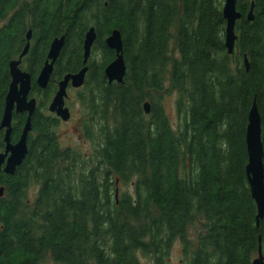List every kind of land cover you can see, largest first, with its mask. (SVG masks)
Returning <instances> with one entry per match:
<instances>
[{
    "label": "trees",
    "instance_id": "obj_1",
    "mask_svg": "<svg viewBox=\"0 0 264 264\" xmlns=\"http://www.w3.org/2000/svg\"><path fill=\"white\" fill-rule=\"evenodd\" d=\"M224 2L0 0V121L9 62L29 30L20 69L36 100L27 155L13 176L0 173V264H169L175 243L181 264H252L264 216L257 225L245 133L255 103L264 153V0H236L231 55ZM91 27L96 39L77 91L80 134L91 144L84 153L60 143L61 121L48 107L62 78L83 68ZM114 29L126 66L120 84L104 75ZM63 35L42 90L36 78ZM166 85L176 94L175 128L163 107ZM25 120L12 116V143ZM3 139L0 130V152Z\"/></svg>",
    "mask_w": 264,
    "mask_h": 264
},
{
    "label": "water",
    "instance_id": "obj_2",
    "mask_svg": "<svg viewBox=\"0 0 264 264\" xmlns=\"http://www.w3.org/2000/svg\"><path fill=\"white\" fill-rule=\"evenodd\" d=\"M236 0H225L222 14L226 21L224 46L229 55L232 54L236 36L234 27L237 20L240 19V14L235 8ZM254 3L250 5V10L247 14V21L253 20ZM31 32L26 35V44L19 54L17 59L9 62L10 83L7 94L4 99V109L0 121V130H4V150L0 152V173L13 176L16 169L23 163L27 152V138L31 132V118L36 110L35 98H30L31 91V77L30 75L20 69L22 59L26 56L30 46ZM96 34L93 27L89 28L84 37L83 42V68L75 74H66L58 83V89L55 93L48 110L55 114L57 118L65 122L70 119V112L65 107V98H67L68 86L78 89L84 85L87 73V62L90 57L91 48L95 42ZM65 35L60 38H55L49 46L46 61L41 68L37 78L36 85L44 90L50 77L53 73V67L57 61L60 52L64 46ZM105 45L108 49L115 52V59L104 68V75L108 83L116 82L118 84L123 82L126 74V66L123 59L122 48L123 43L121 34L114 29L105 38ZM246 69L248 64L246 58L244 59ZM143 110L146 114L149 113V104H143ZM19 114H26L25 124L17 142H11L12 135V116ZM245 145L247 151V165L245 173L247 177L248 186L250 188L251 196L256 204L257 216L256 224L264 216V165H263V146L261 141V121L256 107L253 103L249 114L248 124L245 133ZM4 189L0 188V197L3 196ZM252 264H264V238L259 241L258 255L252 261Z\"/></svg>",
    "mask_w": 264,
    "mask_h": 264
},
{
    "label": "rangeland",
    "instance_id": "obj_3",
    "mask_svg": "<svg viewBox=\"0 0 264 264\" xmlns=\"http://www.w3.org/2000/svg\"><path fill=\"white\" fill-rule=\"evenodd\" d=\"M173 48V47H172ZM177 56V53H174ZM167 87V91L165 92L163 99V107L164 110L171 121L173 128L177 125V117H176V108H175V100L176 94L170 88ZM80 90V89H78ZM74 89H69L67 91L68 98L66 105L70 109L71 118L67 122H60L57 127V133L59 136V141L64 147H71L77 150H80L84 153H89L91 151V144L89 141L83 139L79 130V118H80V110L79 103L77 104V91ZM30 199L34 198V189L30 191L29 194ZM198 226L190 229L189 237L194 238L196 230ZM257 256H255L256 258ZM169 264H181V250L179 243H175L172 248L171 255L169 258Z\"/></svg>",
    "mask_w": 264,
    "mask_h": 264
}]
</instances>
